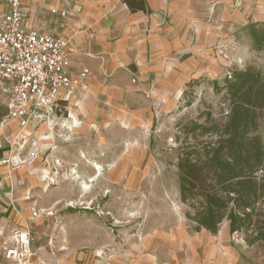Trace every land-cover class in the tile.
Segmentation results:
<instances>
[{
	"label": "crops",
	"instance_id": "0c3cea01",
	"mask_svg": "<svg viewBox=\"0 0 264 264\" xmlns=\"http://www.w3.org/2000/svg\"><path fill=\"white\" fill-rule=\"evenodd\" d=\"M142 2L144 10H132L124 0L22 3L26 28L72 39L71 75L89 71L86 87L62 103L61 113H52L39 124L40 130L65 113L66 125L72 121L66 127L69 131L95 133L98 143L103 133L147 129L153 111L177 98L187 84L218 76L221 67L213 53L224 28L264 26V0ZM3 118L0 158L10 162L0 164V244H11L15 232L27 228L31 233L50 219H31L32 210L50 208L31 207L23 179L11 169L16 158L11 143L15 137H29L33 129L20 132L15 122H2ZM117 141L115 136L114 144ZM193 227L153 232L134 243L116 264H264V245L247 246L237 233L230 235L227 222L216 234ZM60 255L45 251L41 244L32 248L29 264H62ZM0 264L18 263L2 259Z\"/></svg>",
	"mask_w": 264,
	"mask_h": 264
},
{
	"label": "rangeland",
	"instance_id": "374dc122",
	"mask_svg": "<svg viewBox=\"0 0 264 264\" xmlns=\"http://www.w3.org/2000/svg\"><path fill=\"white\" fill-rule=\"evenodd\" d=\"M254 37L264 39V26L224 28L213 53L221 67L218 76L187 84L153 111L147 129L103 133L98 143L95 133L69 131L72 121L66 125L65 113L20 139L10 168L23 179L31 207L54 213L33 227L32 248L42 244L45 251L60 253L62 264H116L153 232L177 226L193 231L179 199L177 157L187 144L210 141L199 136L197 125L225 122L230 109L225 78L249 70L264 80V42L258 49ZM4 115L0 107V118ZM253 134L264 144V116Z\"/></svg>",
	"mask_w": 264,
	"mask_h": 264
},
{
	"label": "trees",
	"instance_id": "16d2710c",
	"mask_svg": "<svg viewBox=\"0 0 264 264\" xmlns=\"http://www.w3.org/2000/svg\"><path fill=\"white\" fill-rule=\"evenodd\" d=\"M124 1L144 10L142 0ZM253 39L260 49L264 39ZM225 87V122L197 125L199 136L210 141L187 144L178 154L179 199L195 231L216 234L227 222L230 235L243 234L247 246L264 245V144L253 134L264 116V80L236 71Z\"/></svg>",
	"mask_w": 264,
	"mask_h": 264
},
{
	"label": "built area",
	"instance_id": "2783aa9c",
	"mask_svg": "<svg viewBox=\"0 0 264 264\" xmlns=\"http://www.w3.org/2000/svg\"><path fill=\"white\" fill-rule=\"evenodd\" d=\"M24 1L0 0V106L5 111L2 122H15L20 132L35 129L52 113H61L62 103L86 87L89 74L87 69H83L71 75L68 59L73 45L71 38L41 33L24 26ZM19 140L15 137L10 147L17 145ZM9 162V159L0 158L2 165ZM52 216L51 209H34L31 212V219ZM31 257L32 238L27 228L15 232L11 244H0V263L7 259L29 264Z\"/></svg>",
	"mask_w": 264,
	"mask_h": 264
},
{
	"label": "bare ground",
	"instance_id": "6f19581e",
	"mask_svg": "<svg viewBox=\"0 0 264 264\" xmlns=\"http://www.w3.org/2000/svg\"><path fill=\"white\" fill-rule=\"evenodd\" d=\"M44 124H42V125H44ZM92 167H93V170L95 171V173H97V172L99 173L100 170H101V168L99 166H97L96 164L92 165ZM91 181H93V180H91ZM82 188L84 190H88L89 189V187L86 184H84Z\"/></svg>",
	"mask_w": 264,
	"mask_h": 264
}]
</instances>
